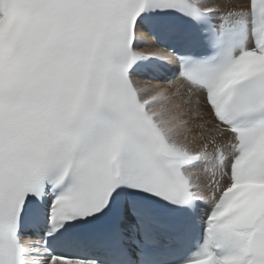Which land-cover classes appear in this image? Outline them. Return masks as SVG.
<instances>
[{
	"label": "snow or ice",
	"instance_id": "6c2138e0",
	"mask_svg": "<svg viewBox=\"0 0 264 264\" xmlns=\"http://www.w3.org/2000/svg\"><path fill=\"white\" fill-rule=\"evenodd\" d=\"M0 264H264V0H0Z\"/></svg>",
	"mask_w": 264,
	"mask_h": 264
}]
</instances>
